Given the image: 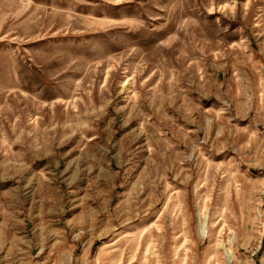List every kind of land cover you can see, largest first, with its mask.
<instances>
[{
	"label": "rangeland",
	"instance_id": "374dc122",
	"mask_svg": "<svg viewBox=\"0 0 264 264\" xmlns=\"http://www.w3.org/2000/svg\"><path fill=\"white\" fill-rule=\"evenodd\" d=\"M0 264H264V0H0Z\"/></svg>",
	"mask_w": 264,
	"mask_h": 264
}]
</instances>
